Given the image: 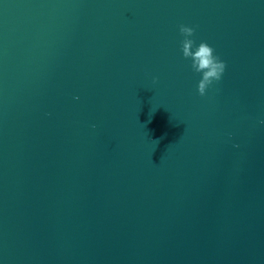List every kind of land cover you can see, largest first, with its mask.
<instances>
[{"label":"water","instance_id":"obj_1","mask_svg":"<svg viewBox=\"0 0 264 264\" xmlns=\"http://www.w3.org/2000/svg\"><path fill=\"white\" fill-rule=\"evenodd\" d=\"M261 121L264 0H0V264H264Z\"/></svg>","mask_w":264,"mask_h":264},{"label":"clouds","instance_id":"obj_2","mask_svg":"<svg viewBox=\"0 0 264 264\" xmlns=\"http://www.w3.org/2000/svg\"><path fill=\"white\" fill-rule=\"evenodd\" d=\"M178 30L182 37L179 41V50L183 59L190 62L191 71L199 75L197 92L200 96H204L214 83L221 81L226 64L215 54V50L207 42L201 41L197 44L192 38L195 32L193 27L181 24ZM153 83H156L155 77ZM93 127L95 126L93 125Z\"/></svg>","mask_w":264,"mask_h":264}]
</instances>
